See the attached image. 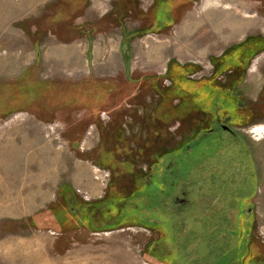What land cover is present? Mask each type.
Listing matches in <instances>:
<instances>
[{
  "label": "rangeland",
  "instance_id": "rangeland-1",
  "mask_svg": "<svg viewBox=\"0 0 264 264\" xmlns=\"http://www.w3.org/2000/svg\"><path fill=\"white\" fill-rule=\"evenodd\" d=\"M234 49L250 53L236 68ZM183 66L195 92L213 81L236 111L213 91L175 92ZM220 124L253 174L242 208L215 207L243 189L228 172L194 186ZM146 181L170 195L188 184L193 203L174 212L153 191L145 209ZM101 197L96 220L121 225H81V202ZM117 200L132 219L112 218ZM221 230L238 250L226 264H264V0H0V264H217L203 232Z\"/></svg>",
  "mask_w": 264,
  "mask_h": 264
},
{
  "label": "flooded vegetation",
  "instance_id": "flooded-vegetation-1",
  "mask_svg": "<svg viewBox=\"0 0 264 264\" xmlns=\"http://www.w3.org/2000/svg\"><path fill=\"white\" fill-rule=\"evenodd\" d=\"M216 129V130H215ZM215 130V131H214ZM222 130L223 132H226L228 131L229 132V135L228 137L224 136L222 134V132L220 131ZM211 131H214V132H211L209 135L210 137V142H211V139L213 138V141H214V145L211 146V149H213V151H211L209 154H208V160L203 163V167H200V168H197V172L194 174V186L195 184H197L195 187H197L198 185H201V184H204V185H210L212 184L215 185V187L217 188V185L216 183L218 182H221V181H218V179L221 180L222 178V173H227L228 172V175H229V178H230V181L232 178L235 179V181H237V183L240 184V186L243 188V189H240V190H237L235 191L233 194L232 192V189L230 187V185H227V190L225 192V194L227 195V197L230 199V201L228 202H225V197L224 196H221L222 195V192H219V193H216L217 196L220 195L221 196V199L217 200L216 203H215V207L218 208L219 205H224V207H236L237 208H240L242 206V202L238 203L237 202V199H241L242 201H246V199L248 198V190H247V184L249 182H252L254 184V179H252L253 177V174L251 175L250 173L248 174L247 176V172L246 174H242V171L247 169V163H246V166L242 163H240L237 159L234 161V164L232 162V158L235 157L234 155L232 156V158L229 157V155H227L229 153V149L228 147H231L233 148V140H238V135L235 131V128H232L228 125H225V124H220V125H217L215 127H212L211 128ZM216 131H217V134H216ZM221 133H219V132ZM238 143V142H237ZM199 144V143H198ZM210 144V143H209ZM239 146L241 147V149H243L244 145L242 143H238ZM237 144V145H238ZM214 146H217V148H214ZM240 149V151H241ZM242 153V152H241ZM245 159L244 160H247V156H248V152H247V149L245 150ZM194 158H199L198 156H195ZM204 160V159H203ZM202 160V161H203ZM201 162V160L199 161ZM239 163L240 165H235L236 163ZM196 163V161H195ZM215 165L217 166V164H221V165H224L225 167L222 168L221 172L219 171H216V170H212L214 169L213 166H210V165ZM204 167L205 168H208L210 167L209 169V175L207 176L206 175V170H204ZM212 168V169H211ZM245 168V169H243ZM196 169V168H195ZM234 169V170H232ZM155 172L153 173V171H151V174L150 176H154ZM207 176V177H206ZM152 177H151V181H152ZM218 178V179H217ZM185 179V175L182 174L180 175V177H178V182L180 183L181 185V180H184ZM230 181H228L227 183H229ZM141 186L145 187V189H150V190H147L144 192V195H143V200L145 202V209H149V210H153L152 208H154L153 206H149L146 208V202L148 201L149 198L152 197V192L153 191H156L158 193V196L162 199V207H168L170 201L169 199L173 200L172 204V211L174 212H181V207H182V204L186 203V204H191L193 202H191V200L189 199V193L191 191V189L189 188V185L187 184L184 185L181 187H178L177 190L172 193L171 195L169 194V191L167 190L166 187H164L163 185L162 186H156V185H152L150 182H143L141 183ZM198 188H202L201 186H199ZM253 188V187H252ZM205 187L202 188V192L205 191ZM139 191L141 192L142 190L139 189ZM102 200H98V201H92L91 199L89 198H86L87 201H84V202H81V206H80V209H78L77 211H75V214L77 213V218L81 221V225L83 226H86V227H92V228H95V229H98V228H104V227H108V226H112V225H121V223L123 222H120L119 221H115L113 220V222L111 221H108L106 219L104 220H96V218H100L99 216L102 215L101 218H107L105 216H107L105 214V211L106 210V207L108 206L109 204V199H103V197H101ZM77 200V196H72L71 197V202L73 201H76ZM122 203V204H121ZM227 203V205H226ZM116 213L112 212V218L113 219H116V220H120V219H123V221L125 220H130L132 219L131 218H127L126 216L124 215H121V209H120V206H124L123 208H126V203L124 204V202H121V200H117L116 201ZM138 206V205H137ZM140 207V206H139ZM160 207L161 210H165L164 208ZM180 207V209H179ZM79 208V207H78ZM142 208V207H141ZM242 208V207H241ZM129 209H135L136 210V207L135 205H131L129 206ZM159 209V208H158ZM169 209V208H168ZM170 210V209H169ZM132 211H128L126 215H129L131 214ZM145 215V212L144 214ZM228 216L227 217H224L223 220L221 221V223H223V221L225 220L224 223L226 224H230V228L231 226H233V224H237L238 225V220L237 222H235V220L231 217V213L227 214ZM230 215V216H229ZM76 217V215L74 216ZM96 217V218H95ZM152 218V217H151ZM237 219V218H235ZM144 224L147 225V226H152V220H150V218H148L146 215H145V220H144ZM218 224V223H217ZM229 225H227L226 227H228ZM235 232H232V233H229V234H232L234 235ZM238 235L239 237L242 236V232H239V231H236V235L237 236V239H238ZM232 238V237H231ZM246 238H241V240H244ZM246 241V240H244Z\"/></svg>",
  "mask_w": 264,
  "mask_h": 264
},
{
  "label": "trees",
  "instance_id": "trees-1",
  "mask_svg": "<svg viewBox=\"0 0 264 264\" xmlns=\"http://www.w3.org/2000/svg\"><path fill=\"white\" fill-rule=\"evenodd\" d=\"M244 54H245L244 51L239 50V49L230 50V53H227L228 58H230V56L232 55V59L236 58L235 60H237V61L230 63L231 65L230 64L228 65V63H227V65L233 66L234 68H236L238 66V64H240L242 62V60L244 58L248 59V57L250 56V53H247L245 55V57H243ZM227 61H228V59H227ZM182 68L180 67V68H176L174 70V72L176 71L180 75L179 81L172 80V81H176V83H177V85H176L177 90H175V92L182 93V91H184L186 93V96H192L193 97V96H199L200 93L203 92L204 90L206 91L205 93L209 94V95H210V92L213 91L212 96H214V99L218 102L217 105H219L220 109L221 108H223V109L225 108L226 110H231V109L233 110L234 109L235 106L228 107L226 104V101H227L226 97L228 98L229 96H231L230 91L225 90V88H223V87L220 88L217 84H215L213 81H211V82H208V85H205L203 87L201 92H198V91L195 92L196 89H199L196 87H200V86L197 85L194 80L186 78V73H188L189 68H187V66H183ZM201 80L205 81V79L203 77L201 78ZM238 83H240V82H238ZM170 85L174 86L175 84L172 83ZM181 95H183V93ZM201 95H203V93ZM222 104H224V105L221 106ZM225 104H226V106H225ZM236 109L237 108L235 107V111H236ZM190 147H192V146H190ZM168 152H170V151H166L165 153H168ZM188 168H190V167H187V170H188ZM190 170L187 173H190ZM173 173H174V171L173 172L169 171V176H172ZM173 180H176V178L173 177ZM173 180L171 178H169L168 185H170V187H172L174 190V184H176L177 181H173ZM226 228H227L226 226L223 227L224 230H227ZM232 232L233 231L228 232V231H222V230L217 232V233L216 232H207V231L203 232L205 235H209L211 233H214L213 237H215V238L213 240H212V238L208 239V242L210 243V249L209 250L213 251V256L211 259L212 262H217V264H224L225 262L228 263L230 261H234V259L236 258V253L238 250H236V248H235V241L234 240L232 241V238L230 236L231 234H229ZM236 264H241V262L238 261V262H236Z\"/></svg>",
  "mask_w": 264,
  "mask_h": 264
}]
</instances>
